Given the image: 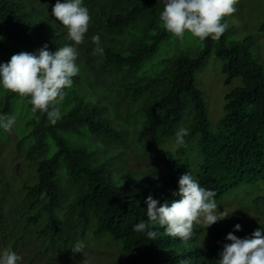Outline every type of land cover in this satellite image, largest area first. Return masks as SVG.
Instances as JSON below:
<instances>
[{
	"label": "trees",
	"instance_id": "16d2710c",
	"mask_svg": "<svg viewBox=\"0 0 264 264\" xmlns=\"http://www.w3.org/2000/svg\"><path fill=\"white\" fill-rule=\"evenodd\" d=\"M56 2L0 0V64L21 52L38 54L45 45L52 53L73 45L80 68L72 87L65 89L62 118L55 124L46 113L33 112L30 98L22 97L32 115L19 149L29 141L25 160L35 165L37 180L24 187L19 219L10 227L8 219L16 220L0 203V243L9 242L15 250L35 231L43 240L36 253L67 254L91 234L117 245L120 264H219L229 233L245 239L264 230V195H258L255 214L245 209L242 217L230 216L207 229L195 224L187 243L168 236L158 223L155 239L134 231L148 220L149 196L158 208L179 199L173 194L183 174L214 191L218 207L242 185L264 181V68L250 45L229 41L225 34L219 40L209 37L202 50L167 59L159 73L147 76L145 69L154 72L157 63L151 60L172 36L159 19L165 0H82L91 19L80 45L52 16ZM260 31L264 33V22ZM97 34L102 55L93 54ZM212 53L224 63L225 84L240 81L225 96V115L216 132L196 87V73ZM15 96L7 92L0 114L11 113ZM126 98L130 103L123 106L124 115L119 107ZM181 127L189 134L184 145L167 150L163 168L158 161L148 169L132 168L125 156L110 150L121 146L134 154H153ZM237 224L240 231L234 230Z\"/></svg>",
	"mask_w": 264,
	"mask_h": 264
},
{
	"label": "clouds",
	"instance_id": "9594fccd",
	"mask_svg": "<svg viewBox=\"0 0 264 264\" xmlns=\"http://www.w3.org/2000/svg\"><path fill=\"white\" fill-rule=\"evenodd\" d=\"M239 0H165L160 13V21L165 30L173 36L183 39L186 33L203 41L211 37L219 40L228 28L224 23L226 17L236 12ZM52 16L67 29L68 38L74 45L84 42L90 23L89 10L82 5V0H57L52 9ZM92 42L96 45L93 54H103L100 36L94 35ZM77 47L65 45L55 53L47 50V45L38 54L21 52L14 54L7 64H0V86L8 92L28 97L33 112H44L52 124L62 118L59 105L65 100V89L72 87V78L77 76L80 68ZM16 124L15 116L0 114V129L11 132ZM189 134L187 128H180L176 133V143L184 145V137ZM178 196L169 206L167 203L157 207L158 201L149 196L147 204V221L138 223L134 231L146 233L149 239H155L157 232L154 225L158 223L168 236L179 238L187 243L193 236L195 224H203L206 229L229 215L218 211L213 199L214 191L201 187L190 174L179 178ZM235 231H240L237 224ZM230 243L219 254V264H264V230H256L251 238L240 239L229 233L226 237ZM84 244L77 242L73 253H84ZM22 259L11 250L0 255V264H18Z\"/></svg>",
	"mask_w": 264,
	"mask_h": 264
},
{
	"label": "rangeland",
	"instance_id": "374dc122",
	"mask_svg": "<svg viewBox=\"0 0 264 264\" xmlns=\"http://www.w3.org/2000/svg\"><path fill=\"white\" fill-rule=\"evenodd\" d=\"M236 9L231 17H226L222 21L228 24L224 34L229 41L247 42L251 47L252 55L264 68V33L260 31L264 22V0H239ZM203 48V42L189 33H186L183 39L172 35L169 40L161 45L160 50L151 60V62L157 63L154 68V72H156L154 73L153 69L147 67L145 73L147 76H153L162 70L163 61L187 51H200ZM223 68L224 63L217 58L215 53H212L206 58L203 68L196 73V87L203 95L213 132L217 131L218 124L225 115L226 94L240 85L239 80L226 85ZM7 92L3 87L0 88V110L5 105ZM125 103H130V99L126 98L123 105L119 107L120 114L126 115L123 108L126 106ZM11 104L12 111L8 116H15L16 124L11 132L0 129V176L2 177L0 203L4 205L6 212L16 220L13 222L9 218L8 226L19 219L21 206H18L24 193V187L34 185L37 180V174L33 173L35 165L25 160L29 141H26L19 149L20 142L30 132L27 121L31 118L32 112L27 102L20 96L13 97ZM178 146L175 137L166 147L153 154H134L131 150L126 151L121 146H110V150L120 152L125 156L127 163L132 168L148 169L154 167L157 161L161 163L160 167L163 168L167 150H175ZM192 149H190V156L195 161L197 150L194 151L193 147ZM50 152H53L52 148ZM51 155L52 153H49V156ZM258 195H264V181L256 184H244L228 194L222 206L218 207V211L226 212L229 217L236 214L242 217V214H245V209H248L251 214H255L254 201ZM28 235L24 236V241L21 244L16 245L15 250L10 247L9 242H1L0 255L5 250H11L22 257L18 264H120L119 261H121V253L117 249V245L107 238H95L89 234L85 239L79 240L85 246V254H60L53 250L47 251V253H36L38 247L43 245V240H38L35 237V231Z\"/></svg>",
	"mask_w": 264,
	"mask_h": 264
}]
</instances>
